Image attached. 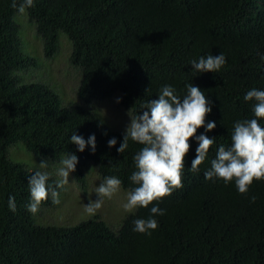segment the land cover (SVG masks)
<instances>
[{
    "label": "trees",
    "instance_id": "trees-1",
    "mask_svg": "<svg viewBox=\"0 0 264 264\" xmlns=\"http://www.w3.org/2000/svg\"><path fill=\"white\" fill-rule=\"evenodd\" d=\"M11 3L0 0V264H264V181L240 194L234 182L204 176L218 147L230 145L233 124L254 118V101L244 100L247 91L264 90V0H34L24 14L43 55L55 54L60 32L70 42L82 104H63L48 85L23 81L32 58L23 50ZM220 53L226 63L218 72L193 71L190 61ZM190 83L210 101L205 123H216L211 132L201 127L196 135L216 141L193 173L198 142L190 139L181 188L138 207L116 231L97 216L68 226L34 222L26 206L35 171L12 161L9 145L21 143L51 161L76 154L71 175L84 192L90 166L100 180L115 176L130 192L133 156L142 145L130 140L118 153L124 132L86 105L118 93L120 106L134 118L163 86L183 96ZM259 123L264 127V119ZM74 132L85 141L94 134L95 152L87 144L79 152L70 143ZM111 138L117 144L110 148ZM54 182L50 177L48 184ZM9 197L15 198V211ZM50 202L51 196L41 204ZM153 206L164 210L153 217L158 227L151 235L133 231L134 221L147 219Z\"/></svg>",
    "mask_w": 264,
    "mask_h": 264
},
{
    "label": "clouds",
    "instance_id": "clouds-1",
    "mask_svg": "<svg viewBox=\"0 0 264 264\" xmlns=\"http://www.w3.org/2000/svg\"><path fill=\"white\" fill-rule=\"evenodd\" d=\"M11 7L24 14L26 9L34 7V0H12ZM225 63L223 53L201 56L198 61H190L196 73H216ZM185 87L186 93L180 96L172 86H163L157 99L142 106L145 109L142 114H137L134 118L130 116V123L123 133V140L117 152L124 153L130 140L142 147L133 156L136 170L129 179L135 187L128 193L127 202L123 204L126 212L131 213L138 207L147 208L153 201H159L183 186L182 170L190 150V139L195 138L198 142L190 167L193 173L199 171V166L206 160L211 146L216 141L215 137L209 138L206 134L196 135L201 127H204L205 132H211L216 127L214 121L205 123L207 114L212 111L210 101L204 91L192 83ZM244 100L254 101V118L238 120L233 124L230 145L218 147L215 158L211 160V166L204 172L207 180L220 179L225 185L234 182L240 194H247L254 181H264V127L259 123V120L264 119V90L252 88L247 91ZM70 143L75 144L79 152L85 150L86 144L91 146L93 153L96 150L94 134L85 141L74 132ZM116 144V138L108 140L110 148ZM77 163L76 154L66 155L56 169L57 179L54 185L48 184V172L35 171L28 180L30 202L26 206L27 211L36 214L41 203L49 196L53 204H59L57 189L63 190L69 184V175L76 170ZM48 166V161L39 164L40 169H46ZM120 186V179L106 176L95 190L98 199L92 200L91 194L89 195V203L84 205L85 212L94 215L102 207L104 198L111 199ZM251 200L255 202L256 197L252 196ZM8 207L15 211L14 197H9ZM150 212L151 215L147 219L134 221L133 231L151 235V231L158 227V222L153 217L163 215L164 210L153 206Z\"/></svg>",
    "mask_w": 264,
    "mask_h": 264
},
{
    "label": "rangeland",
    "instance_id": "rangeland-1",
    "mask_svg": "<svg viewBox=\"0 0 264 264\" xmlns=\"http://www.w3.org/2000/svg\"><path fill=\"white\" fill-rule=\"evenodd\" d=\"M13 18L19 21L23 50L32 58L31 68L24 76L23 81H39L48 85L58 94L63 104H82L76 95L80 72L78 67L69 63L71 45L66 34L62 32L58 34L57 50L52 57L46 58L43 55L41 40L38 35H35L34 26L30 24L27 16L16 13ZM118 100L119 102H117ZM86 107L94 110L97 116L114 130L125 132L130 123L131 113L120 106L118 93L109 99L94 101ZM7 155L12 161L23 163L30 171L48 172L54 180L57 179L56 169L64 158L58 161L48 160L27 152L21 143L9 145ZM43 161H48V168H39V164ZM85 173L87 176L85 192L78 187L70 173L69 184L65 186V189H57L60 203L53 204L51 198L50 204H41L38 212L32 214L34 222L39 225L68 226L74 225L82 219L97 216L116 231L123 218L129 214L123 208V204L127 202L129 191L120 187L111 199L104 198L102 207L94 215H89L85 212L84 205L89 203L90 194L92 200L98 199L95 190L103 181L99 179L96 170L91 166L86 169Z\"/></svg>",
    "mask_w": 264,
    "mask_h": 264
}]
</instances>
